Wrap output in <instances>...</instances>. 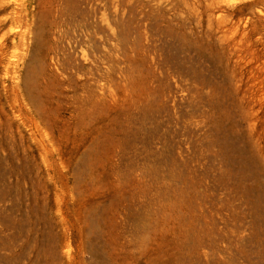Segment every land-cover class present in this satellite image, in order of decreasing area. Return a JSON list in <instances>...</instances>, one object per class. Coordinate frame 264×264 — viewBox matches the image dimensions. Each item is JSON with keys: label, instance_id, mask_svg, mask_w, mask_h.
<instances>
[{"label": "rangeland", "instance_id": "obj_1", "mask_svg": "<svg viewBox=\"0 0 264 264\" xmlns=\"http://www.w3.org/2000/svg\"><path fill=\"white\" fill-rule=\"evenodd\" d=\"M0 264H264V0H0Z\"/></svg>", "mask_w": 264, "mask_h": 264}]
</instances>
